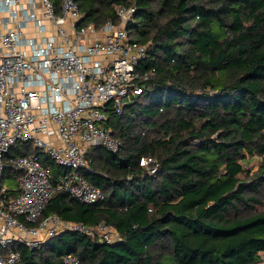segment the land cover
Returning <instances> with one entry per match:
<instances>
[{
  "label": "trees",
  "instance_id": "1",
  "mask_svg": "<svg viewBox=\"0 0 264 264\" xmlns=\"http://www.w3.org/2000/svg\"><path fill=\"white\" fill-rule=\"evenodd\" d=\"M61 0H52L56 7ZM82 24L117 20L146 45L135 81L141 93L105 126L116 152H87V181L105 195L82 203L57 190L42 215L113 227L120 240L62 232L29 251L25 264H53L71 253L79 264H255L264 252V0H75ZM148 75L144 78V75ZM36 153L55 182L65 168L31 142L3 157V197L17 192L14 155ZM155 161L154 172L139 164ZM251 159L256 170L246 169ZM13 179L15 187L3 185Z\"/></svg>",
  "mask_w": 264,
  "mask_h": 264
},
{
  "label": "built area",
  "instance_id": "2",
  "mask_svg": "<svg viewBox=\"0 0 264 264\" xmlns=\"http://www.w3.org/2000/svg\"><path fill=\"white\" fill-rule=\"evenodd\" d=\"M134 12V5L118 4L117 20L108 18L97 28L81 23L75 0H61L58 7L52 0H0V175L11 146L28 142L65 168L52 182L36 153L9 159L18 172V192L6 199L0 187V264H25L17 246L32 251L62 232L120 240L104 222L90 226L42 214L57 190L82 203L105 197L83 170H89L90 148L116 152L121 146L105 126L108 108L121 114L124 103L142 91L135 81L142 77L137 66L146 45L132 41L126 28ZM139 164L149 172L156 166L151 157ZM53 264L79 260L66 253ZM255 264H264V252Z\"/></svg>",
  "mask_w": 264,
  "mask_h": 264
},
{
  "label": "rangeland",
  "instance_id": "3",
  "mask_svg": "<svg viewBox=\"0 0 264 264\" xmlns=\"http://www.w3.org/2000/svg\"><path fill=\"white\" fill-rule=\"evenodd\" d=\"M258 165L259 161L257 159H251V162L245 163V168L256 170L258 168ZM15 182L17 181L15 180ZM15 182L13 181V179L8 178L3 180V185L7 186L10 184L12 187H15Z\"/></svg>",
  "mask_w": 264,
  "mask_h": 264
}]
</instances>
